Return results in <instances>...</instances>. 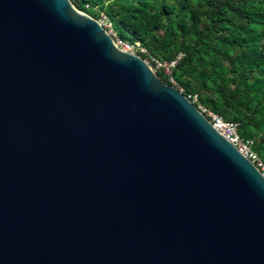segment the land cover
<instances>
[{"label":"water","instance_id":"water-1","mask_svg":"<svg viewBox=\"0 0 264 264\" xmlns=\"http://www.w3.org/2000/svg\"><path fill=\"white\" fill-rule=\"evenodd\" d=\"M0 264H264V175L71 0H0Z\"/></svg>","mask_w":264,"mask_h":264},{"label":"trees","instance_id":"trees-1","mask_svg":"<svg viewBox=\"0 0 264 264\" xmlns=\"http://www.w3.org/2000/svg\"><path fill=\"white\" fill-rule=\"evenodd\" d=\"M71 2L95 19L102 13L118 40L146 49L136 50L141 58L174 61L169 74H155L190 100L195 95L197 107L236 123L240 138L256 142L259 135L252 148L264 160V0Z\"/></svg>","mask_w":264,"mask_h":264},{"label":"built area","instance_id":"built-area-1","mask_svg":"<svg viewBox=\"0 0 264 264\" xmlns=\"http://www.w3.org/2000/svg\"><path fill=\"white\" fill-rule=\"evenodd\" d=\"M110 34V33H109ZM116 45L121 48L124 51H128L131 53H134L132 51L131 44H128L126 42H123L121 40H118L117 38L114 39ZM139 52H143L144 49H138ZM153 64H150L149 67L152 71L155 72V70L152 68H162L166 74H169L170 67L173 66L174 61H171L169 63L160 62L155 58L151 59ZM172 80V79H170ZM195 96V95H194ZM189 98V96H187ZM190 99V98H189ZM195 97L191 99V101H194ZM200 111L207 117V119L210 121L213 128H215L221 135H223L230 143H232L243 155H245L261 172L262 175H264V163L262 160L258 157L256 152L252 148V140L251 139H242L238 135L237 129H236V123L224 120L219 115L211 112L206 111L204 108L198 107Z\"/></svg>","mask_w":264,"mask_h":264},{"label":"rangeland","instance_id":"rangeland-1","mask_svg":"<svg viewBox=\"0 0 264 264\" xmlns=\"http://www.w3.org/2000/svg\"><path fill=\"white\" fill-rule=\"evenodd\" d=\"M96 20H98L99 22H100V24L105 28V30L108 32V33H110V36L113 38V39H116V36H115V33H114V31L110 28V22H108V21H106L105 20V17H104V15L102 14V13H99V16H98V19H96ZM131 47H132V51L136 54V50L137 49H144V48H142V47H139L138 46V42H135V44L134 45H131ZM147 53V51H146V49H144V51H143V53ZM138 55V54H137ZM180 54H178L177 55V57H176V59H179L180 58ZM152 58H154V56H147V57H145V58H143L144 59V61L145 62H151L152 60ZM149 63L147 64L148 66H150L149 65ZM154 70L156 69V68H154V67H152ZM206 73H208V69L206 68L205 70H204V75L206 74ZM177 88V87H176ZM179 90H181V89H179ZM260 94H261V92H258V94L256 95V97H259L260 96ZM193 97H195L194 95L192 96V98ZM195 99H196V97H195ZM255 140H256V142H254L253 140H252V142L253 143H257V142H259L260 141V136L259 135H257L256 136V138H255ZM263 141H264V138H263ZM254 145V144H253ZM263 150H264V148H263ZM264 152V151H263ZM259 157H260V159L262 160V158H261V156L260 155H258ZM262 162L264 163V160H262Z\"/></svg>","mask_w":264,"mask_h":264}]
</instances>
